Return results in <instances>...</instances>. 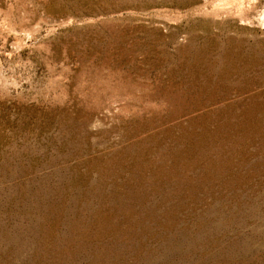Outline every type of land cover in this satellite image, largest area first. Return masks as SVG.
Masks as SVG:
<instances>
[{"label": "rangeland", "instance_id": "obj_1", "mask_svg": "<svg viewBox=\"0 0 264 264\" xmlns=\"http://www.w3.org/2000/svg\"><path fill=\"white\" fill-rule=\"evenodd\" d=\"M0 264H264V0H0Z\"/></svg>", "mask_w": 264, "mask_h": 264}, {"label": "bare ground", "instance_id": "obj_2", "mask_svg": "<svg viewBox=\"0 0 264 264\" xmlns=\"http://www.w3.org/2000/svg\"><path fill=\"white\" fill-rule=\"evenodd\" d=\"M233 2H234V0H233ZM236 2V1H235ZM226 3V2H225ZM242 3V2H241ZM229 4V3H228ZM244 4V3H243ZM228 6V5H227ZM224 7V6H223ZM241 7V6H240ZM243 7V6H242Z\"/></svg>", "mask_w": 264, "mask_h": 264}]
</instances>
